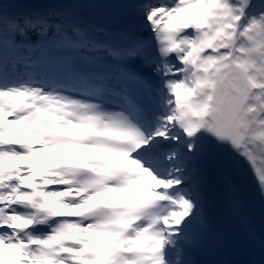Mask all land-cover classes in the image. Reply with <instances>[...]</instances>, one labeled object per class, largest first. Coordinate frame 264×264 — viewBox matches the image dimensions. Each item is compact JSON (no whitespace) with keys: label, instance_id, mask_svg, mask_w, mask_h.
<instances>
[{"label":"rangeland","instance_id":"rangeland-1","mask_svg":"<svg viewBox=\"0 0 264 264\" xmlns=\"http://www.w3.org/2000/svg\"><path fill=\"white\" fill-rule=\"evenodd\" d=\"M145 1H122L139 5L132 21L140 30L135 55L139 59L143 52L152 51L155 56L150 73L161 71L172 79L165 82V106L138 144L144 148L139 153L147 161L153 187H169L179 195L172 197L158 237L168 245L178 264L183 261V253L189 264H198L197 255L205 252L209 253L207 263L211 255L216 264L221 260L225 264H264V0H158L146 2V6ZM195 2L198 4L194 7ZM10 3L6 7L12 12L22 10L26 4L19 0ZM61 13H55L58 23ZM14 17L0 23L3 36L16 32L21 24ZM5 22L8 24L3 28ZM175 23L182 26V31L175 40L172 61L161 66L156 61L158 51L171 37L168 30ZM96 28L92 32L101 38L102 31ZM129 32L118 33L124 36V44ZM1 71L7 80L3 89L24 81L18 79L22 75L19 68L12 76ZM207 99L216 103L209 114L202 112ZM160 101L152 107L159 106ZM17 103L6 106L4 118L0 113V124L9 120L7 110ZM0 127V143L15 142L22 135ZM183 139L189 141L194 153L188 156L191 166L178 149ZM16 163L19 160L13 148L0 147V167L5 170L6 164ZM5 182L6 176L0 173V222L8 224L13 212L8 202L17 193ZM62 192L60 186L52 185L42 197L43 204H53L60 213L78 212L77 205L74 208L64 201ZM84 218L80 214L69 221L72 231L70 246H65L67 264H80L90 258L78 251L89 241ZM208 224L210 235H202L198 227L203 230L202 225ZM133 231L132 237L141 241L144 233L140 225ZM3 233L0 230V264L40 262L37 250L29 252L22 247L16 253Z\"/></svg>","mask_w":264,"mask_h":264},{"label":"bare ground","instance_id":"bare-ground-1","mask_svg":"<svg viewBox=\"0 0 264 264\" xmlns=\"http://www.w3.org/2000/svg\"><path fill=\"white\" fill-rule=\"evenodd\" d=\"M6 0H0V3L6 9ZM153 2V1H152ZM151 2V3H152ZM197 2L194 3V7L197 6ZM28 14V13H26ZM14 17V21L20 23L18 29H16V32L13 33L14 39L20 40L25 42V45L21 47L20 51H14L8 47V45L1 46L2 42H0V78L3 82L7 81L6 76H3V72L1 70L6 71L7 76H12L15 71L18 72V68L23 70H27V75L19 77L20 79H27L32 81H37L43 84V86H49V87H68L71 83H75L77 81H82L83 79H76L74 78L72 81L68 82V79L65 77V70L61 68V65L64 64L65 59L63 62H58L55 59L50 60L48 57V52L50 50L55 49H62L63 44L61 42V39H63V36L61 35L60 31L61 29H65L61 26L60 23L57 21L56 14H38V15H26L25 13H16L15 15H12V18ZM44 19H47L48 21H52V24L50 26L47 25V23H43ZM4 20H0L1 25L3 24ZM8 23L5 22V25L3 28H6V25ZM96 26L85 23L84 24V31L85 33L88 32L92 35H95L92 30L96 31ZM182 31V29H181ZM2 33L1 27H0V35ZM41 34H47L48 37L56 38L58 41V46L55 47H49L47 44L46 46H40L37 44V41H35V37ZM92 38V37H91ZM95 40V39H94ZM119 41V39L117 38ZM78 43L80 44L81 40L77 39ZM61 45V48H60ZM95 44L94 42L92 44H89L88 47H93ZM41 47H46L47 55L46 58L40 55V49ZM82 48V47H80ZM66 49H69V47H66ZM98 51L103 53L105 56V62L103 65L106 67L107 71V77L109 83L111 84H117V80L113 78L112 71H115L116 68L119 66L112 65L109 63V59L113 57L114 55L111 54L106 48L103 46L98 47ZM95 63H100V61L97 59L95 60ZM11 71V72H10ZM2 74V75H1ZM93 78L91 74H88L86 79ZM123 86L125 89H129L128 85H126L125 78H122ZM113 80V81H112ZM39 88V87H36ZM32 95H31V90ZM43 92L48 94V91L46 92L43 90ZM102 92H112L116 95L118 101H122L123 97L120 95V92H117L113 88H109L108 90L102 89ZM34 93V87L32 84H20L16 87H11L8 89H0V113L1 117H5L4 109L6 106L13 102L17 101L18 104H27L28 102H31L33 104L36 103L37 99L35 100L33 98ZM41 95V93H40ZM43 99H45V103L43 106H36L37 109L42 111H49L50 114L55 116L58 119V124L61 127L70 128L73 127L76 124L77 115L79 113L78 111V105L79 103L66 95H63L59 92H55L48 95H41ZM27 99V100H26ZM62 104H66V108L64 111L69 112V117L67 119H59L60 117L57 116V110L59 107L62 106ZM214 110V109H213ZM212 112V111H211ZM117 110L108 109L105 114L102 116V121L100 123V127L104 130H108L105 132L115 131L117 132H123L124 129L121 126L122 121L121 118H118L116 116ZM9 120L5 121L1 126H5L10 128V130L13 132V134H17L19 132H22L25 135L30 136L34 141H37L38 135L37 130L40 128V125L36 122L34 114H28L25 116H22L17 119L10 118L9 112H8ZM109 119V120H107ZM137 141L139 142L141 138L136 137ZM82 150L85 149V147H81ZM86 148H89L86 146ZM86 156V155H84ZM84 156L82 158H84ZM137 162V160H135ZM205 214V212L203 213ZM206 218H208V215H205ZM133 226V225H132ZM132 226L130 228L129 233L132 231ZM66 239L64 240V242ZM63 242V246H64ZM67 246H70V244ZM64 255V254H63Z\"/></svg>","mask_w":264,"mask_h":264},{"label":"water","instance_id":"water-1","mask_svg":"<svg viewBox=\"0 0 264 264\" xmlns=\"http://www.w3.org/2000/svg\"><path fill=\"white\" fill-rule=\"evenodd\" d=\"M24 3H32L36 5L39 2H43L44 0H19ZM69 6H73L74 2L70 1L67 3ZM85 7L88 9L90 15L93 16V19L99 23L106 21L108 19H111L114 21L115 24L121 25L122 22L120 21L119 15L112 14L109 15L108 12L113 11V4L108 0H89L87 3H85ZM50 6L54 7H62L60 4L51 3Z\"/></svg>","mask_w":264,"mask_h":264}]
</instances>
